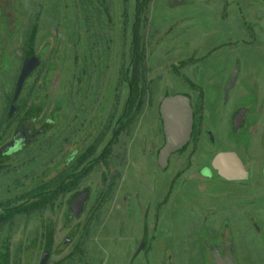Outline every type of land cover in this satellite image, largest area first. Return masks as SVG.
<instances>
[{
  "label": "rangeland",
  "instance_id": "374dc122",
  "mask_svg": "<svg viewBox=\"0 0 264 264\" xmlns=\"http://www.w3.org/2000/svg\"><path fill=\"white\" fill-rule=\"evenodd\" d=\"M245 1L152 0L146 96L126 117L137 0L105 2L109 35L101 29L95 48L86 0H0V213L46 198L56 177L63 187L0 227V264H42L46 254L45 264H215L213 252L224 246L216 255L264 264V234L249 224L255 199L264 233V12L252 14ZM231 72L239 81L229 99L237 101L226 105ZM202 90L211 133L197 145L213 153L211 165L220 150L235 151L250 167L240 180L249 186L188 172L202 166L191 141L160 161L163 100L182 94L201 102ZM239 107L247 113L237 129ZM96 138L97 151L80 163ZM109 145L113 154L103 158ZM219 188L223 206L214 212ZM80 194L86 199L77 211Z\"/></svg>",
  "mask_w": 264,
  "mask_h": 264
},
{
  "label": "trees",
  "instance_id": "16d2710c",
  "mask_svg": "<svg viewBox=\"0 0 264 264\" xmlns=\"http://www.w3.org/2000/svg\"><path fill=\"white\" fill-rule=\"evenodd\" d=\"M90 1V0H89ZM86 0L84 2V8L86 11V25L89 33V39L91 44L94 48L100 46V38L98 35L103 34V32L109 35V26L106 18H111L112 13L107 7L103 5L107 0H97V4L94 3V10L95 13L90 8V2ZM152 0H137L136 10L134 12V22L132 25L131 30V40H130V75H129V86H130V94L127 104L125 106V110L127 112L126 117H129L131 114L135 112V110L141 108L144 103V97L146 96V89L144 88V82L146 80L149 68L147 65V55H146V48H145V32L148 25V16L146 14L147 9L150 5ZM92 3V4H93ZM101 6V9H100ZM97 10V11H96ZM98 12V14H97ZM103 32H102V30ZM128 29V18L124 19V30L127 31ZM102 32V33H101ZM129 120L122 121L117 128V134L123 133L126 129H128ZM100 143V138H96L82 153L79 162L83 163L87 159H89L98 149ZM113 154L112 145H109L103 153V158H107ZM60 179L56 177L53 180L54 188L48 193L47 197H41L39 200L34 201L28 205L22 207H16L14 209H10L0 213V227L7 221L11 220L13 216L19 212L28 210L34 211L41 206L45 205V199H49L52 201L55 199L56 195H58L63 187H59L58 183ZM50 183L44 184L36 188L33 192L39 191L42 189L49 188Z\"/></svg>",
  "mask_w": 264,
  "mask_h": 264
},
{
  "label": "water",
  "instance_id": "95a60500",
  "mask_svg": "<svg viewBox=\"0 0 264 264\" xmlns=\"http://www.w3.org/2000/svg\"><path fill=\"white\" fill-rule=\"evenodd\" d=\"M28 64L25 65L19 78L18 88L21 87L25 76L29 72ZM236 75H233L226 90L234 84ZM161 111L164 118L166 142L160 151V161L173 151L181 148L190 138L192 130V108L188 97L182 94L173 95L163 100ZM213 165L219 172L229 179H240L247 176V170L235 151L224 150L218 152L213 158ZM86 196L80 194L73 201V207L78 211L84 206ZM48 255H44L42 264H45Z\"/></svg>",
  "mask_w": 264,
  "mask_h": 264
},
{
  "label": "flooded vegetation",
  "instance_id": "af4514ba",
  "mask_svg": "<svg viewBox=\"0 0 264 264\" xmlns=\"http://www.w3.org/2000/svg\"><path fill=\"white\" fill-rule=\"evenodd\" d=\"M244 6L247 7V8H250V9L253 8L254 10L251 11L252 14H255V11L256 12L259 11V14H262V12H264V0H260V2H255L254 0H246L245 3H244ZM259 14H257V17H258ZM263 25H264V23H263ZM232 76H233V73L231 72V74L229 75L228 80L226 81V84H225L224 90H223V94L226 97L225 98L226 105L233 104L235 102V100H236V98H233V99L231 98L232 100H230L229 97H230V94L232 93V91H235L234 89H235V87H236V85H237V83L239 81V76L238 75L235 78L234 84L229 88V90H226L228 84L231 81ZM198 95H200V99H202V101L201 102H192L191 103L193 122H192V130H191L190 138H189L188 141L192 142V147L196 146L197 143L200 141V138L203 137L206 133H211V131L209 129H207L206 126L204 125L205 117H208V115H207V113H208L207 104H209L208 101H207L206 94H204V91L202 90V91H199ZM238 97H240V96H238ZM205 99H206V101H205ZM242 108L243 107H239L237 109V111L235 112V115H234L235 117H233L234 120L236 119L234 123L237 126V129L243 124L245 115L247 113V111H242ZM160 115H161V117H162V119L164 121V118H163V115H162V111H161ZM210 138H211L210 139L211 141H214V140H212V139H214L213 135H211ZM165 139H166V135H165ZM188 141L186 143H188ZM183 146L181 148H183ZM200 147H201V145H197L196 146L197 150H193L194 151L193 152L192 149H190V151L193 152V156H195V155L198 156V158L197 157L196 158L199 159L198 161L200 163H202V166H198L196 168H193L195 166H192V167H190L188 172L192 173V172L198 171V172L203 173V174H205L207 176H212L215 173V174H217L219 177H221L223 179H226V180H229V181H235V184H238L241 187L243 185H246V186L250 185V183H241V181H240V180H244L245 178H247L248 177V172H251L249 165H247L246 163L244 165L245 169L247 170V176L246 177L240 178V179H229V178H226L225 176H223L219 172V170L214 165H211V158H212L213 153H210V155H209V153L207 151H205V149H200ZM181 148H179V149H177V150H175L173 152L175 153L178 150H180ZM222 151H224V150H222ZM208 162H209L210 165H208ZM194 170H196V171H194ZM216 185H219V184H216ZM213 193H214V195H213L212 199H210V200L213 202L214 206L213 207L211 206L210 208H212L214 212H216V211L218 212L219 205L221 204L220 194H222L223 191H222V189L219 188L218 190L214 191ZM253 202H254V207H253V211H254L253 213L254 214H252V217H253L252 219L249 218L250 219L249 220V224H250V226H252V229L255 231V233L258 232L260 234H264L263 230L260 227V225L257 224L258 219H257V213H256L257 212L256 200L253 199ZM220 232H222V231H220L219 228L215 230V233H217V234H219ZM224 247H221L219 249V251H218L219 254H223L222 250H223ZM218 252H216V249L213 252L214 255H215V258H216L215 264H218V260L219 259H226V258H230L231 259V264H235L234 263V258L232 257V255L231 256H229V255L225 256V255H227V254H225V255L219 256V255H216Z\"/></svg>",
  "mask_w": 264,
  "mask_h": 264
}]
</instances>
